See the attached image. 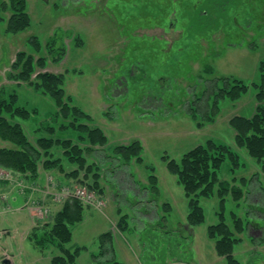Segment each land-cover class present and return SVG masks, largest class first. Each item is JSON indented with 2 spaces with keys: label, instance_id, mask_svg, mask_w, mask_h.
I'll return each mask as SVG.
<instances>
[{
  "label": "rangeland",
  "instance_id": "374dc122",
  "mask_svg": "<svg viewBox=\"0 0 264 264\" xmlns=\"http://www.w3.org/2000/svg\"><path fill=\"white\" fill-rule=\"evenodd\" d=\"M26 13L30 25L18 34L6 32L12 12L0 13V92L16 94L18 106L32 113L27 121H11L21 124L32 145L38 138H51L41 128L47 123L54 127L52 138L89 146L78 141L76 131L60 128L69 121L59 114L51 121L57 108L48 95L9 78L16 73L11 66L17 53L33 52L30 41L35 37L41 50L33 54L34 61L45 56L46 66L36 67L32 79L39 72L64 74L66 96L91 117L88 127L104 132L107 145L91 147L93 154L86 158L85 167L99 176L98 191L81 182L83 171L77 178L70 175L77 167L57 146L50 154L61 160V169L44 171L39 165L33 184L43 183L45 175L51 183L45 181L38 200L34 192L24 195L16 186L6 187L8 206L0 204V264H51L53 256L61 255L53 246L38 248L27 236L32 227L41 231L52 222L69 200L64 191L76 188L101 201L96 208L84 205L83 219L70 226L71 240L64 248L71 253L80 249L76 264H106L112 258L122 264H226L207 233L219 222L218 198L200 199L205 221L190 227L183 189L163 160L179 162L207 141L231 147L242 165L234 176L248 180L244 198L234 202L227 197L225 203L227 225L232 226L231 214L249 224L233 256L240 264H264V172L235 146L229 125L234 116L252 115L255 90L250 87L235 103L222 101L217 115L207 117L211 122L205 118L215 78L258 82L264 61V0H26ZM52 40L65 50L58 62L46 54V43ZM208 65L212 75L205 73ZM135 140L141 143L143 163L132 160L126 166L112 149ZM0 148L15 146L0 139ZM149 169H154L159 193L147 192L148 203L135 208L132 202L146 191L122 176L133 173L135 181L148 183ZM230 170L226 161L221 182L230 181ZM111 194L121 197L113 202ZM121 217L127 222L123 231L118 229ZM105 233L112 234V254L100 258L98 237Z\"/></svg>",
  "mask_w": 264,
  "mask_h": 264
},
{
  "label": "trees",
  "instance_id": "16d2710c",
  "mask_svg": "<svg viewBox=\"0 0 264 264\" xmlns=\"http://www.w3.org/2000/svg\"><path fill=\"white\" fill-rule=\"evenodd\" d=\"M3 11L12 12L7 24L6 32L9 34H18L24 32L30 25L29 15L26 13V0H8L0 4V13ZM0 16V22H1ZM31 53L24 51L18 52L11 68L15 74L9 76L10 79L19 83H27L35 91H40L48 95L55 103L57 111L51 116L55 121L59 114L64 121H69L66 126L60 125L61 129H72L76 131L79 142H87L86 148H80L70 139H54V127L43 123L41 128L51 137H41L32 145L20 123H13L11 120L17 118L27 121L31 112L18 106V96L16 94L6 95L4 91L0 92V139L10 142L15 148H0V168L8 169L21 175L24 179L34 181L38 177L39 165H42L44 171L60 170L61 160L51 158L50 151L54 146L63 150L64 158L69 164L77 167L70 175L74 178L79 176V171H83L82 183L88 188L98 191L99 176L97 173H91V166L85 167L86 158L92 156L95 146L104 148L107 145V137L104 132L97 128L88 127L91 117L82 112L73 105L72 99L66 96L63 89L65 82L64 74H53L49 72H39L32 79L35 68L44 69L46 66V57L40 56L34 61L33 54H40L41 45L37 38L33 37ZM46 54L52 58L51 62L60 61L65 54L64 47L58 45L56 40L46 43ZM206 74H213L212 66H206ZM259 79L257 83L251 85L237 78H215L213 89L208 93L213 95L212 105L207 118L211 115H217L222 101L235 103L246 95L250 87L255 90V106L250 117L234 116L229 125L234 131L235 146L243 149L246 154L256 161L264 172V61L258 68ZM221 83V87L218 85ZM207 104V103H206ZM194 111V109H191ZM34 113V111H33ZM204 118V119H205ZM208 122L211 119L207 118ZM115 157L122 160L125 165H129L132 160L136 163H143L141 157L142 146L137 140L128 145L116 146L112 149ZM45 158V159H43ZM167 171L176 177L178 185L183 189L187 200L188 213L186 216L187 224L190 227H196L204 223V210L200 206V199H210L216 195L218 198V216L219 222L216 225L207 228L208 238L214 241L215 251L219 257H223L226 264H240L233 256L234 248L242 242L239 237L245 233L249 224L241 218L231 214L232 226L225 222V203L227 197H231L234 202H239L244 198L243 188L247 179H237L234 175L236 169L242 166L239 156L231 147L207 141L205 144L198 145L186 152L179 162L166 159ZM231 165L230 181L221 182L219 172L225 162ZM154 169H149L151 174L148 176L147 192L151 194L159 193L158 180L153 175ZM89 178V180H88ZM253 179V178H252ZM217 188V190L215 189ZM100 190V189H99ZM167 206V204L165 205ZM83 204L78 199H69L63 204L59 211L54 215L52 222L43 225L42 230L32 227L27 238L38 248L44 249L45 246H53L61 252L59 256L51 258V264H76L79 250L73 253L64 248L65 244L71 240L70 226L80 222L83 219ZM127 228L126 217H121L118 223L119 231ZM112 234L105 233L98 237L100 243L99 257L112 254ZM106 264H122L113 258Z\"/></svg>",
  "mask_w": 264,
  "mask_h": 264
},
{
  "label": "built area",
  "instance_id": "2783aa9c",
  "mask_svg": "<svg viewBox=\"0 0 264 264\" xmlns=\"http://www.w3.org/2000/svg\"><path fill=\"white\" fill-rule=\"evenodd\" d=\"M51 183V180L48 178L47 179V184H50ZM0 184H5L7 186H10V187H17L18 190L20 192L23 191V189L27 188L26 186H24L23 182L21 181H16V178L14 176V174L9 171V170H4V169H1L0 168ZM32 191H35L36 189L35 188H31L29 187ZM69 192H66L64 191V196H67V198L69 197H75V198H78V199H81L82 201L86 202V203H89V204H93V205H96V206H100L101 205V201L97 200L93 194L89 193V192H86L85 190L83 189H79V188H76L74 190H67ZM0 200L2 203H6L7 199H6V195H1L0 196ZM33 206V204H32ZM1 212V210H0ZM42 215L44 212L43 210H41L40 212Z\"/></svg>",
  "mask_w": 264,
  "mask_h": 264
},
{
  "label": "crops",
  "instance_id": "0c3cea01",
  "mask_svg": "<svg viewBox=\"0 0 264 264\" xmlns=\"http://www.w3.org/2000/svg\"><path fill=\"white\" fill-rule=\"evenodd\" d=\"M128 173H129V172H128ZM128 173H126V177H125V176H122V178H124V179H129L130 182H127V184L130 185V183H132V184L135 183V184L138 185V186H141V185H142V186H143V189H145L144 191H146L144 194H142L141 199H139V200H138V199H134V201L132 202V203L135 204V208H137V206H138V205H141L142 203L147 204L148 201H147L146 198H147V196H148V195H147L148 193H147L146 188H147V184H148V183H147L146 181H144V180H143V181L141 180V181L137 182V181H135V180H136V175L133 174V173H129V174H128ZM120 179H121V176H120ZM41 182H42V181H41ZM120 182H121V181H120ZM121 183H122V182H121ZM40 184H42V183H40ZM118 185H119V183H118ZM133 185H134V184H133ZM127 189H130V188H127ZM6 190H7V189H6V186H1V185H0V194L3 193V192H6ZM130 190H131V189H130ZM139 193H140V192H139ZM139 193H138L137 195H134V196H135V197L138 196ZM111 196H112V200H113V202L116 201L117 198L121 197L120 194H118V195H114V194L112 195V194H111ZM38 197H40V194H39V193L37 194V197H36V198L38 199ZM136 198H137V197H136ZM124 199H125L126 202L128 201L127 194H125ZM118 212H120V211H118Z\"/></svg>",
  "mask_w": 264,
  "mask_h": 264
},
{
  "label": "water",
  "instance_id": "95a60500",
  "mask_svg": "<svg viewBox=\"0 0 264 264\" xmlns=\"http://www.w3.org/2000/svg\"><path fill=\"white\" fill-rule=\"evenodd\" d=\"M2 263L3 264H8V260H3Z\"/></svg>",
  "mask_w": 264,
  "mask_h": 264
}]
</instances>
